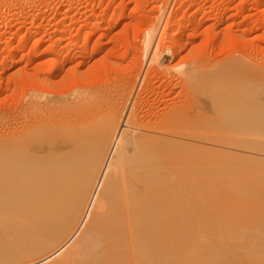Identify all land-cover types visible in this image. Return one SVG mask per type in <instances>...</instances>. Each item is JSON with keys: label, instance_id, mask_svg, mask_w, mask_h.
I'll use <instances>...</instances> for the list:
<instances>
[{"label": "bare ground", "instance_id": "1", "mask_svg": "<svg viewBox=\"0 0 264 264\" xmlns=\"http://www.w3.org/2000/svg\"><path fill=\"white\" fill-rule=\"evenodd\" d=\"M20 2L22 3L23 0H21ZM158 6L159 3L154 6V11L156 13L157 10H159L158 8H160ZM209 11L212 12L211 9ZM172 16L173 15L170 12V15L168 14V16L162 19L161 23L163 30L162 29L161 30L164 31L165 33L168 30V27L170 25L169 22L171 21ZM161 35H165V34L163 33ZM59 36L60 35H58L57 37L54 36V38H52L53 36L50 37L53 39L52 44L50 45V47L48 46L47 49L46 48H44V50L41 49L40 50L41 52H39L37 48H36V53L34 52L35 48H30L27 51L26 53L27 60L25 59L24 62L30 61L32 63L31 65L29 64L31 66L30 68L32 69L30 73H25L27 71H25L23 68L22 69L24 70V72L21 71L22 69H20L21 68L20 64L22 63L19 64L20 68L18 73L16 74L18 78H16L17 84L15 85L17 86L15 87H17V93L15 96H17L16 99H18L19 102H22V104L20 105V107L18 106L19 108L17 107L18 110L16 116L17 117L19 116L18 117L19 119L25 118L24 120H27V124H24L22 122L16 125L15 127V124L18 122V121L15 122L16 121L15 120L14 121L15 123L13 122L15 128L11 127L13 128L12 130H10L11 129L10 127L9 130L7 127L5 128L4 122H3L4 125L0 124V264H264V256L260 255L261 259L260 260L258 259V253H260L258 252L257 249L258 246H256L255 249H253L252 246L248 244L251 247V251H252L250 254H252L253 252H257V253H253L255 258L252 255L253 258L252 257L251 258L253 260H251V258L249 259L245 258L246 252L244 256L242 254V256L238 257L237 255L241 254L240 251L239 252L237 251L240 254L236 255L235 253L236 257L235 256L228 257L226 251L228 250V252H230L229 249H233V248L228 247L229 249H227V246L230 245L223 244L225 245L223 246L222 244H219L218 247L215 248L217 251L215 253L216 254L219 253V255L216 256L219 257L220 253H224L225 255L227 254L226 256L224 254H221V256L222 255L223 256L221 258L219 257L220 258L219 259L216 256L215 257L213 256L215 254L212 251L209 252V248L211 245H208L209 248L207 252L203 250L206 249V247L208 246L204 245V248L201 247L203 246V244H205V242L201 243L202 245L199 242V244L198 243L197 244L199 245L200 249L197 248L198 250H196L195 248H193V250L195 249V251H198L197 252L198 255L195 252L196 253L195 257H193V255L191 257L187 255L190 252L189 247H195L197 244H195V246H193V244L196 243V241L192 240L193 241L192 244L190 243L192 246L188 247L187 245L188 241H191V239L188 240L186 238L187 242H185L184 241L185 239L183 238L184 236H182L183 234L179 235L180 234L179 231H178L179 237H177V233L176 235L173 234V236L175 235L174 237H171L172 234L166 235V236H170L168 239L169 242L166 241L167 240L166 238L168 237L165 238L164 236L163 238H165V240H163L160 237V208H163L166 205L169 206L170 204H173L172 202L175 200L174 198H176V196H172V197L164 196L162 193H160L161 188L164 187L166 193L170 195H180L181 192L186 191L185 194L184 193L182 194L184 196H188L187 194H189V192L192 191L191 188L193 187L192 186L194 180L193 177H214L218 173L221 174V168L219 167H216L215 170H211V171L209 169L211 165L213 166V164L217 163L216 165H218V162H220L219 165L223 164L226 158H228L229 160L231 159V162H229V160L227 161L229 163L234 162L233 165L236 164L235 161L232 162V160L239 159V161L243 160L248 163L252 162L257 166H260L258 167L259 169H256V167H254L258 173H253L251 172L253 168L250 169L249 167L248 169L246 166L243 167V164L241 167L240 164L242 162L236 161L237 166L239 164L240 169L242 168L241 175L243 177H246L248 175L264 177V162H263L264 161L263 158L264 119L263 121L259 119L260 120V124H259L258 118L259 117L261 118V116H259L254 112L252 114L249 112L251 116H253L252 118H255L253 114L259 116L256 117L257 119H253L255 121L258 120L256 123L259 125V127L255 126L257 124L253 126L254 123H251L252 126L251 129H249L250 125L248 124L249 131L246 132L243 131L244 134H241V132H239V135L241 134L242 136L240 137L242 138H240L238 134H236L238 137L234 141H230V139H234V137L229 139V137H227L228 134L224 129V133L227 134V136L224 135L227 137L226 138L227 140L225 139V141H227L228 143V144L224 143L223 140L222 142L225 144L224 146L231 145L230 149L228 148L229 150H235L236 147L237 148L239 147V149H237L236 151H241L239 153V155L241 154L240 155L241 157L238 154L237 155L231 154L232 152L227 153L229 151H227L226 154H224L225 151H219V150L212 151L204 147H199L200 145L205 144L207 142L209 143L210 141L215 143L217 142V140H221V137H219L218 139V136L216 135L214 136L212 134V136L217 137V139L212 141L213 137H210L211 138L210 140V138L206 134L207 130H205L206 128H208L206 126L208 121L207 123L205 121L206 117L203 118L205 121L203 122L206 124L205 125L206 128L204 127L205 129L201 128L203 130L196 131L197 129L195 127V124H197L199 120H201L199 119L201 117V114L199 118H198L199 113L198 116L197 114H195V111L197 109L196 103L200 105L201 103L199 102L203 101L201 99H205L207 101L206 98L208 97V95H206L204 92L206 97L200 98V100L197 99L199 96L201 97V95L197 93V95L199 96L196 97L197 95L194 93V91L196 90L195 89L196 85L194 86L193 83L195 77L198 76L195 79V83H197L196 80L198 78L200 79L199 76L201 74L199 75L198 72H195L194 74L192 73L193 70H197L195 66L193 70L191 69L193 66H187V68L183 66L184 69L180 70L181 64L177 65V67L175 66L178 69H173V70L175 71L180 70L179 72L181 74L179 72H177V74L179 73L180 75L179 74L178 75L180 77L182 76L180 78V80L182 79V81L179 82L183 84L180 86H182L184 90L182 88H178V89L183 90L185 94V95L183 94V97L185 98L183 99L184 102H182V100L181 101L178 100V101H180L181 104L184 105L181 106V104L178 101L177 102L180 104L179 106L181 107L174 106L176 102L173 103L172 105V103H170L171 101H169L170 99L167 97L168 94L165 93L167 94L166 97L169 99L168 101L171 105L168 104V107L167 108L165 107L167 110L165 109V111H163L164 114L160 110L162 108L160 107L161 105L160 106L158 105L160 107L159 110L155 111L153 109L154 113H151L152 115L149 113L150 111L148 112V108L146 104H145L146 108L143 109V107H145L143 105L144 102L143 98H145L144 96L150 90V86H151L148 82L150 73H148V70L146 68L145 69L147 71L143 72L140 75L139 80L137 78L138 82L136 83V86L133 85V82L137 74L132 73L130 75L131 81L130 79H126L125 81L118 82L119 84H117L116 83L117 80H116L115 83L116 85L119 86H116V88H114L115 85L112 86V88L114 89L113 90L111 89V92L109 94L107 93H105V95L103 94V96L99 95V92L101 90V88L99 89V87L101 86L102 83H99V86H97L98 88L97 87L95 88L96 86L95 82L94 85L92 84L94 77L86 73H85L86 75L83 74L85 75V77H83V75L80 76V74H82L81 73L82 71H80V73L78 74L79 78H77V81L75 82L77 83L80 81L82 84L84 81L85 84L87 82V85L92 84L88 89L86 88L87 91L85 90L84 87L82 88L80 86L81 90L84 89L86 92L84 91L82 92L80 90L75 91V89H72L73 91L72 90L70 92L67 91L69 92L68 95H70V97L68 96L69 99L66 98L67 100L65 99L62 101L60 100L57 101L58 99L54 100V98L58 96L56 95V93H60V95H62L61 93L63 91L62 92L57 91L58 88H60L57 86L58 85L57 84L56 85V87H58L57 90H55L56 87L54 88L55 85L53 86L54 89L52 90L53 93L55 94L48 93L51 91L48 85L52 81L51 79L50 81L49 80L46 81L49 83L48 85H45L47 84L44 83L45 80L40 76H39L40 78L37 77L39 74L38 71L41 70L40 69L41 64L39 65V63L43 62V60L38 61L37 57H39L43 53L44 55L46 53L47 54L49 53L48 55L52 54L56 56L55 53L59 52L57 51L59 48V39H58ZM144 38L146 37L144 36ZM19 43L21 42L19 41ZM139 44L140 47L143 46L144 44L142 43L141 37H139ZM156 51L157 52H152L151 55L153 53L154 54L157 53L158 55L160 54L158 53V49ZM161 51L163 52L161 53V55L167 52V50H165L164 48ZM61 53L63 54L64 52ZM154 54L152 55L154 57L151 56V58L147 57L145 60L143 59L144 62L146 63L148 61L150 62L151 65L148 68L152 72H154L155 67L157 68V66L160 65L159 57L156 58ZM165 58L163 57V59ZM36 59L38 62L36 61ZM163 59H161V61H164ZM51 60H54L53 62L55 63L54 57ZM51 60L48 59L44 60V62H46L47 64L46 65L44 63L45 64L44 67H46L44 71L42 70L44 73H48L52 65L54 64ZM61 60L60 62L62 63L63 60L62 61ZM263 61H264V57H263ZM64 62H66V60ZM72 62L73 61H71V64ZM235 62H233V64ZM242 63L244 65V62ZM246 64L247 63H245V65ZM38 65H39V70L37 71L36 69H38L37 67ZM153 65H155V67H153ZM243 65L241 64L242 67ZM103 66H105V64ZM30 68L28 69V72L30 71ZM53 68L55 67L53 66ZM66 70L68 71V69ZM84 70L85 69L83 68V71ZM222 70H224V72H227L225 71V69ZM36 71L38 74L36 73ZM99 71L96 70V72L98 73ZM242 71H238L239 73L236 71L237 72L236 73V72H232L231 70V72L233 73V75L232 73L230 74L231 76L227 74L228 72L225 74L228 75L230 78L232 76L234 77V73L236 75L240 74L238 75L240 77L238 79H240V81L243 82L242 84H246L245 86L247 87L244 86L245 89L248 88L246 90L249 89L252 90V88L248 87L251 84L255 86L257 83L258 84L261 83L257 78L256 74L248 73L249 71L248 72L245 71L242 72ZM224 72L223 75H225ZM98 73L96 74L97 80L100 79V78L98 79L99 77ZM113 73L114 72L111 71V74ZM219 73L221 72L219 71L218 74ZM75 74L77 75V73ZM87 75L89 77H86ZM213 75H217V73ZM104 76L107 77V75ZM70 77L66 78V80L67 79L68 80L67 83H64V85L67 84V86H69L70 82H73L71 81ZM236 77L237 76H235V78ZM41 78L44 80V82ZM56 79L57 77L55 78V81L58 82V80ZM219 79L217 78L216 80ZM199 81L198 84H200ZM211 81L213 82V80ZM220 81L222 82V80ZM210 82L209 84L208 83L207 84L210 85L211 84ZM218 82L216 81L214 83L218 85L219 84ZM223 83L222 85H224ZM238 83L239 82L237 81V84ZM167 85H165L166 89H167ZM211 85L210 87H212ZM45 86H47L49 89H47ZM133 86L135 88L134 90L132 88ZM184 86L186 87V90ZM239 86L240 85H237V87ZM65 87L66 86H64V88ZM172 87H174V85ZM40 88H44V90L42 89L43 90L42 91L40 90ZM169 88L171 89V87ZM241 88L242 91L243 86ZM255 88H253V90H258V88H260V85L259 87L256 86ZM166 89H164V91H169V89L167 90ZM198 89H200L201 91V87H199ZM208 89L209 88H207L206 91ZM211 89L212 88H210L209 92L216 91L214 90V88L213 90ZM59 90L61 91L63 89L60 88ZM237 90H236V94L238 92ZM52 91L50 93H52ZM231 91L228 90V92H230L229 93L230 96L227 97L228 96L227 95L225 98L230 99L231 97L230 100H234L235 97L233 96L234 97L233 98L231 96ZM250 92L252 93V91ZM258 92L257 93L254 92V94L252 93V95L249 94L247 95L246 91L244 92L245 93V95H243L244 100H242L243 98L240 100L241 103L245 101L242 103L244 105L243 106L244 108H245V104L247 105V102H249L248 105H250V101H252L251 99H253L255 102L258 101V103L259 101L264 102V88L263 90L260 91L258 90ZM199 93L202 94L203 91ZM211 93H209V96L211 95ZM233 93L234 92H232V95ZM238 93H240V91ZM244 93L242 92V94ZM52 95L55 96V97L53 96V99H52ZM60 95L58 97H61ZM213 95H215V93ZM237 95L239 97V94ZM160 96L162 97V95H159V97ZM71 99L74 100L73 101L74 103L72 102ZM239 99L237 98L235 101H238ZM159 100L161 101V99ZM216 100H214V102H216ZM222 100L223 99H221V102ZM153 101L155 102V100ZM235 101L231 103H234ZM154 102H150V103L154 105ZM223 102L224 103L226 102L225 105L227 107L228 100L227 101L225 100ZM253 102L251 104L255 106V103ZM236 103L237 104H234L233 106L232 109L233 112L230 109L231 106H229V109L232 113H228L226 111L227 118L229 117L228 114L230 115L232 114V117L235 115L234 118L235 119L237 118L236 117L237 113L233 115L234 111L237 112L236 108L234 107L235 105L237 106L239 102ZM241 103L240 105L242 106ZM259 104H257L258 107L261 106L260 109H263L264 108V107L262 108L263 103L260 106ZM175 105H177V103ZM205 106L208 108L209 105H205ZM237 107L240 106L238 105ZM243 107L240 108L243 109ZM251 107L249 108L248 106V110L252 112ZM209 109L210 108H208L207 110ZM257 109L255 108V111ZM62 110L69 116V118L71 117V119L73 120V122L71 123L65 122L69 126L67 124H66L67 126H61L62 122H60L61 123L60 125L59 121L57 120L58 118L57 116L59 115V113H61ZM197 111H199V109ZM245 112H242L241 116H245V118L247 119L248 115L246 114L243 115V113ZM261 113L262 111L259 114ZM55 115H57L56 116L57 118H53ZM195 115L197 116V120L199 119L198 122H194L196 121L194 120ZM234 118L230 119V122L232 124L230 123L228 128H232L230 127L231 125L235 126L236 122H240V121L242 122V120L233 122ZM66 119H68V117ZM249 119H247V121H249ZM223 120H225V122L227 121L226 119ZM251 120L252 119H250V121ZM64 121L65 120H63V122ZM180 122L185 127L184 131H182L183 128L180 126L182 129V130L180 129L181 133L178 132V129L180 128L178 125L180 124ZM225 122H224V126L222 127V130L224 127H227L225 126ZM227 123L228 122H226V125ZM209 124L208 126L211 127ZM237 124L239 125V123ZM59 125L63 128L61 129L58 128L57 126ZM216 125L213 126L217 127V131H218L219 127ZM245 125L243 124V126ZM54 127L56 129L58 128V130H54L55 129ZM236 127L237 126H235V128ZM237 129L235 130L231 129V132L233 131L237 132ZM245 130H247V127ZM231 132L229 131L230 135ZM232 134L235 133L233 132ZM244 135L246 136L243 137ZM232 136L233 135H231V137ZM258 136H262L263 139ZM195 140L197 141L199 140L201 144L197 142L199 145H196L197 143ZM233 146L235 147V149ZM242 149H244V151L246 150L248 153L253 152L258 154L260 153L259 155L262 154V157L260 156L261 157L260 159L262 160L257 158L256 155L253 156L254 157L253 159L252 153L250 154L251 155L250 158V156L247 155L248 153L246 154L245 152H243ZM217 151L221 153L219 154L217 153ZM244 153L246 154L245 155L246 157L243 158L242 155L244 156ZM247 156H249V158H247ZM212 157L213 158L216 157L219 160H216V158L213 160ZM211 158L214 162H212ZM245 162L244 165H248V166L253 165L252 163L246 164ZM253 171L255 172V170ZM174 231L175 230H173V232ZM170 238H172L173 241L174 239L177 240L178 238L176 245H179L181 243V242L178 243L179 239H181L183 243V244L181 243L182 245L181 250H183V248L185 249V247H183L184 244L187 245L185 251L180 253L179 251H177L178 249L177 250L175 249L177 251L176 252L174 251L173 248L175 254L173 252H170V250L172 249L170 247L172 246V244L176 243V241L172 243V240ZM221 246H223L224 248L226 247L225 250ZM163 247H165L166 249ZM220 247L224 250V252ZM211 248L213 249L214 247ZM164 249L165 251L163 252L166 251L170 252L168 253L170 254V256L172 255L171 259L167 252L166 253L168 258L167 256H165L166 253L162 252V250ZM219 250H221L222 252H220ZM178 252L179 255H181L182 253L184 255V253L188 252L186 254L187 257L185 256L183 257V255H181L182 257L179 256L177 254ZM200 252L202 255H204L205 253L208 255L211 252L213 254L212 256L211 254L208 256L204 255L206 257L205 258L202 257L201 254H200L201 257H199ZM232 252L234 253L235 250L233 251L231 250L230 253ZM230 253L229 255H231ZM163 254L166 258L162 256ZM248 254L247 257H249ZM173 256L176 258V260L174 259Z\"/></svg>", "mask_w": 264, "mask_h": 264}, {"label": "rangeland", "instance_id": "2", "mask_svg": "<svg viewBox=\"0 0 264 264\" xmlns=\"http://www.w3.org/2000/svg\"><path fill=\"white\" fill-rule=\"evenodd\" d=\"M20 1H18V0H0V69H1L0 70V121L2 119V121H1L2 123L0 122V124L1 125L5 124V128L7 127L8 130L11 127L15 128L16 125H18L22 122L24 124H27V120H24L25 118L19 119L18 118L19 116L18 117L16 116L17 110L20 107V105L22 104V102H19L18 99H16L17 96H15L17 93V87H15L17 85H15V84H17L16 78H18L16 74L19 71L20 65H21L20 69L23 68L25 71H27L25 73H30L32 71V69L30 68L31 67L30 65L32 63L30 61H27L28 63L24 62L25 59L27 60V57H26L27 51L30 48H35L34 52L36 53V48L39 52H41L40 51L41 49H43V50H44V48L47 49V47L48 46L50 47V45L53 42L52 38H54V36L57 37L58 35H60L58 37L59 48L57 50L59 52L55 53L56 56H54L52 54H50L51 55L50 56V55H48L49 53L48 54L46 53L47 55L46 54L44 55V53H43L42 55L37 57L38 61L43 60V62L39 63V65L41 64L40 65L41 70H39V65L37 66L38 69H36L37 71L39 70L38 71L39 74L36 71V73L38 74V76H37V74H36V76L42 77L45 80V82H44V80L41 78L43 80V82L47 83L45 85H48L49 82H46V81H48V80L50 81V79L52 82L54 81L53 82L54 84L52 82H50L48 85L51 91L56 87L57 84H58L57 85L58 87L63 89L60 91L59 90L60 88H58V87L55 88V90H57V88H58L57 91H59V92L63 91V92L61 93L62 95H60V93H56V95H58V96L60 95L62 97V99H61V97L56 96V98H54V100L58 99L57 101H59V100L62 101V100H65L66 98L69 99L70 95H68V94L72 89H75V91L80 90L82 92L83 91L86 92L87 89L90 87V85H92V84L94 85V82L96 85L95 88L97 86H99V83H102L101 86L99 87V89L101 88V90H103L104 92L100 90L101 93L99 92V95L103 96V94L105 95V93L109 94L111 92V89L113 90L114 88H116V86H119V85H116V83L119 84L118 82H122V81H125L126 79H130V75L132 73L137 74L135 76V79L133 82V85L136 86V83L138 82L140 75L143 72L148 70V73H150L148 82L151 86H150V90L144 96L145 98H143V100H144L143 105L145 106V104H146V106L148 108V112L150 111L149 112L150 114L154 113V110L155 111L159 110V108L162 107L160 110L164 114L163 111H165V109L168 107V104L172 103V105H173V103L176 102L177 105H175L176 104L175 103L174 106H179L181 104V102H180L181 100H182V102H184L183 101V99L185 98V97H183V94H184L183 90L184 89L182 88V86H180V85H183L182 83H180L182 81V79L180 80V78L182 76L181 77L179 76L181 74L179 71L181 69H184L183 66H185V68H187V66H193L192 68L191 67H189V68H191L193 70V68L196 67L197 70H193L192 73L194 74L195 72H198L199 75L201 74L199 77L202 80L201 81L198 78L196 80L197 83H195V79L198 76L195 77V79H194L195 84L193 83V85L194 86L196 85L195 86L196 90L193 89V90H195L194 93L196 95H197V93L199 95H201V97L199 95L196 96V97L199 96L197 98L198 100H200V98L206 97L205 94L208 95V97L206 99L209 102L208 103L205 99H201L203 101H200V102L198 101L199 103H201L200 105H198V103L195 102L197 104L196 105L197 106L196 111L198 109H199V111H201V112L195 111V114H197V116H198V113H199L198 118L200 117V114L202 117V118L201 117L199 118L202 121L198 119L199 120V122H198L197 116L195 115L194 120H196V121H194V122H198L197 124H195V127L197 129L196 131L203 130L207 126L208 128L205 129V130H207L206 134L208 135L209 138L213 137L212 141L217 139V137H214L215 135L218 136V139H219V137H221V140H217V142H215V143L211 142L210 141L211 138H210V140H208V141H210L209 142L210 144L207 142V143H205L206 146H205V144H202L199 147H204V148L210 149L212 151H216V150L225 151L224 154H226V152L229 151L227 153L232 152L231 154H234V155L238 154L239 155V153L241 151H236L237 149H239V147L238 148L236 147V149H235V147L233 146L235 150H229L231 145L230 146L229 145L224 146L225 145L224 143H227V141H225V139L227 137H229V139L234 137V139H230V141H234L238 136L239 137L242 136L241 134H244V132L249 131V129H251V126H252L251 123H254L253 124V126H254L255 124H257L256 122L259 119L261 121H263V119H264V115H263V113H264L263 112L264 111V108H263L264 102L263 101H261L263 103V106H262L263 109H260L261 108L260 105L262 104L260 101H259V103H261V104H259L258 101L255 102L253 99H251L252 101H250V105L252 107L250 105H248L249 102L246 101L247 105L245 104V108L243 107L244 105L242 104L245 101H243L242 103L240 102V100L242 98H243L242 100H244L243 95H245V93H244L245 91H246L247 95L248 94L252 95V93L253 94H254V92L257 93L258 90L260 91V90H263V88H264L263 87V85H264V71H263L264 70V61H263V57H264L263 56L264 55V52H263L264 51V0H184V1L183 0H25L24 1L23 0L22 3ZM71 3H72V5H71ZM158 3H159L158 7H160V8H158L159 10H157V13H156L154 11V6L157 5ZM210 9L212 10V12L209 11ZM173 10H175V11H173ZM170 12L173 16H172L171 21L169 22L170 25L168 27V30L165 33L164 31H162L163 27H162L161 22H162V19L164 17L168 16V14L170 15ZM63 25H65V26H63ZM211 31H212V33H211ZM48 33L51 35H49ZM163 33L165 35H161ZM144 36L146 38H144ZM50 37H52V38H50ZM139 37L142 38V43H144L143 46L145 45L144 47L143 46L140 47ZM161 37H162V39H161ZM44 38H45V40H44ZM21 39H23V40H21ZM19 41L21 43H19ZM36 42L39 44H37ZM72 42H73V44H72ZM172 42L173 43L175 42V43L173 44ZM32 44H33V46H32ZM35 44H36V46H35ZM90 46H91V48H90ZM92 46H93V48H92ZM175 46H177V47H175ZM18 47L20 50L18 49ZM41 47H43V48H41ZM160 48H162V49L164 48L165 50H167V52H166L167 55L165 53V54H162L163 55L162 56L161 53H163V52L161 51L162 49H160ZM157 49H158V53H160V54L159 55L157 53H155V54L153 53V54L155 55L156 58L159 57L160 65H158L157 68L155 67V65H153V67H155V69H154V72H152L148 68L151 65L150 62L148 61L146 63V62H144V60L147 57L151 58V56L153 55V54L151 55V53L157 52L156 51ZM69 50H70V52H69ZM170 50H172V51H170ZM60 51L64 52V53L62 54ZM87 52L88 53L90 52V53L88 54ZM58 54L61 56V58ZM90 54H92V55H90ZM57 55H58V58H57ZM76 55L78 56V58ZM148 55H150V56H148ZM47 57H49L51 59H53V57H54L55 63L53 62L54 60H51ZM152 57H154V56H152ZM163 57L164 58L167 57V58L163 59ZM100 58H103L104 60L100 59ZM160 58L163 59L164 61H161ZM37 59H36V61H37ZM45 59L51 60L54 63L48 73L43 72L46 68V67H44V65L46 64V62H44ZM95 59H97V60H95ZM22 60H23V62H22ZM60 60L62 61V63L60 62ZM65 60H66V62H64ZM229 60H230V62H229ZM244 60H246V61H244ZM71 61H73L74 63L72 62V64H71ZM100 62H102V63H100ZM161 62H162V64H161ZM233 62H235V63L233 64ZM242 62H244V65ZM20 63H22V64H20ZM75 63H76V65H75ZM103 63L105 64V66H103L104 65ZM184 63H185V65H184ZM245 63H247L248 66H247V64L245 65ZM180 64H181L182 68L180 67L179 71L173 70V69H178L176 67H177V65H180ZM241 64L243 65V67L241 66ZM55 65H57V66H55ZM59 65H60V68H59ZM53 66L55 68H53ZM100 66H101V68H100ZM56 67H58V68H56ZM249 67L252 69H250ZM29 68H30V71L28 72ZM83 68L85 69L84 70L85 72L83 71ZM115 68H117V69H115ZM189 68H188V70H189ZM23 69L21 71L24 72ZM56 69H57V71H56ZM66 69H68V71ZM191 69H190V71H191ZM222 69H225V71H227L228 73L224 72V70H222ZM242 69H243V71H242ZM75 70H76V72H75ZM96 70H98V71L100 70L102 72V74L100 71H99V73L96 72ZM231 70H232V72H236V71L237 72L238 71L248 72L249 71L248 73L256 74L257 78L259 79V81L261 83H259V84L257 83L256 85L254 84L255 86H253L252 84L249 85L248 87L252 88V90L249 89L250 91H252V93H251L249 90H246L248 88H246V89L244 88V86L246 84H242L243 82H241L240 79H238V78H240L238 76L240 74L236 75L234 73V77L233 76L231 77L232 79L229 77V76H231L230 74L232 73ZM80 71H82L81 72L82 74H80V76H82L83 74L86 73V74L94 77L92 84L88 83L89 85H87V82L85 84L84 81L82 84L80 81L77 83L75 82V81H77V78H79L78 74L80 73ZM111 71L114 73L111 74ZM219 71L221 72V73H219L220 75L218 74ZM95 72H96V74L98 73V76H99L98 79L100 78L99 79L100 82H99V80H97V75L95 74ZM177 72H179L180 74L178 73L179 74L178 75ZM223 72H224V74L225 73L229 74V76L226 74L223 75ZM75 73H77V75ZM216 73H217V75H213ZM123 74L126 76H124ZM85 75H83V77H85ZM88 75L86 77H89ZM104 75H107V77ZM204 75H206V76H204ZM232 75H233V73H232ZM215 76H217V77H215ZM235 76H237V77L235 78ZM56 77H57L56 80H58V82L55 81ZM68 77H70L71 81H73V82H70L69 86H67V84L64 85V83H67L68 79L66 80V78H68ZM202 77L204 80L202 79ZM208 77L209 78L211 77V78L209 79ZM103 78H105V79H103ZM137 78H138V80H137ZM217 78L218 79L220 78V79L216 80ZM221 78H223V79H221ZM116 80H117V82H116ZM209 80L210 81L213 80V82L212 81L210 82ZM220 80H222V82ZM233 80H236V81H233ZM59 81H60L61 85L59 84ZM130 81H131V79H130ZM198 81L200 82V84H198ZM216 81L217 82L220 81L218 83L221 85H219V84L216 85V83H214ZM229 81H231V82H229ZM237 81L239 83H241L242 85L239 83L237 84ZM202 82H204L205 85L207 83L209 84V82H210L212 84V85L210 84L212 87H210V85H208V84L205 86L204 83H202ZM223 82H226V83H223ZM232 82H234V83H232ZM235 82H236V84H235ZM108 83L109 84L111 83L110 86ZM222 83L224 85H222ZM244 83H246V82H244ZM114 85H115V87L112 88V86H114ZM165 85H167V89H169V91H164V89H166ZM173 85H174V87H172ZM237 85H240L239 86L240 88L237 87ZM259 85H260V88H258V90H253V88H255L256 86L259 87ZM53 86H54V88H53ZM64 86H66L65 88H67V89H65ZM80 86L82 88L84 87L86 91L84 89L81 90ZM134 86L132 87L133 90L135 89ZM177 86H179V87H177ZM242 86H243V90L241 91ZM45 87L47 89H49L47 86H45ZM51 87H52V89H51ZM76 87H78L79 89ZM109 87H111V88H109ZM169 87H171V89ZM197 87L198 88L201 87V91ZM245 87H247V86H245ZM178 88H182L183 90L178 89ZM184 88L186 90L185 86H184ZM203 88H204V90H203ZM207 88H209V89L206 91ZM210 88H212L211 90H213V88H214V90H216L214 92L211 91L213 94L215 93V95H213L211 92H209ZM42 89L44 90V88H40V90H42ZM47 89H46V91H47ZM255 89H257V88H255ZM181 90H182V92H181ZM228 90H230V91L234 90V91H231V96L235 97V98L233 97L234 100H230L231 97H230V99L225 98L227 95H228L227 97L230 96V94H229L230 92H228ZM236 90L238 92L240 91V93L237 92V94H239V97L236 94ZM46 91H44V92H46ZM67 91H69V92H67ZM163 91H164V93H163ZM202 91H203L202 94L199 93ZM50 92H48V93L49 94H55V93H53V91H52V93H50ZM169 92H171V93H169ZM204 92H205V94H204ZM227 92H228V94H227ZM232 92H234L233 95H232ZM242 92L244 94H242ZM165 93H167L168 96ZM209 93H211V95H212V96L210 95L211 97L209 96ZM216 93H217V95H216ZM66 94H67V96H66ZM159 95H162V97L161 96L159 97ZM202 95H203V97H202ZM240 95H241V97H240ZM53 96L54 95H52V99H53ZM155 96H157V97H155ZM236 97L238 99L239 98L240 99L238 101H235L237 99ZM210 98H212V99L214 98V99L212 100ZM159 99H161V101ZM221 99H223L222 102H221ZM14 100L15 101L17 100L16 101L17 103ZM71 100H72V102L74 101L73 99H71ZM153 100H155V102ZM168 100L171 102L169 103ZM178 100H180V101H178ZM214 100H216V102L217 101L218 102L216 103V102H214ZM225 100L226 101L228 100V102H230V103L227 102L228 109L225 105L226 102L225 103L223 102ZM8 101H10V102H8ZM210 101H211V103H210ZM233 101H235V102L231 103ZM150 102H154V105ZM212 102H214V103H212ZM236 102H239L238 105L240 107H243V109L240 107H237L238 105L237 106L235 105L234 108H236L237 112L234 111L233 115L235 113H237V115H236L237 120L234 118L235 115L232 117V114L231 115L228 114L230 117V118L228 117L229 118V121H228L226 111L228 113H232L233 112L232 109H233L234 104H237ZM252 102L255 103V106H253L251 104ZM240 103L242 104V106L240 105ZM210 104H212L214 106H212ZM257 104H259L260 107H258ZM158 105L159 106L161 105V106L159 107ZM183 105L184 104H181V106H183ZM205 105H209L208 108H210V109L207 110L208 108ZM256 105H257V107H256ZM146 106L143 107V109H145ZM181 106H179V107H181ZM229 106H231L230 109L232 112L230 111ZM248 106H249V108L250 107L252 108V112L248 110ZM204 107H205V109H204ZM221 107H222V109H221ZM246 107H247V110H246ZM255 108L256 109L258 108L256 110L257 112L255 111ZM170 109H171V106H170ZM200 109H202V110L204 109V110L202 111ZM240 109H242L243 111ZM238 111L240 113V116H239ZM241 111L242 112L247 111V112L243 113V115L244 114L248 115V117L246 116L247 119L250 118L252 120L250 121V119H249V121H247L245 116H241L242 115ZM259 111L260 112L262 111V113H261L262 115L259 114L260 113ZM62 112H64V111L62 110L58 116L55 115L53 118L58 117L57 120L59 121V123L62 122V125H61V123H60V125L61 126H67L68 125L67 123H71V122H73V120L71 119V117L69 118V116L65 112L64 113H62ZM249 112L251 114L253 112L258 114L259 116H261L262 119L258 115H255V114H253L255 118H252L253 116H251V114ZM64 114H65V116H64ZM193 114H194V112H193ZM66 116L68 117V119H66L67 118ZM205 117H206V120H205L206 123L208 121L207 125L204 123L205 121L203 118H205ZM242 117L246 120H244ZM256 117H259L258 120L257 121L253 120V119H257ZM231 118L232 119L234 118L235 121L233 120V122L242 120V122L240 121L241 123L236 122V124L237 123H239V125L241 124L242 127H241V125L239 126L238 124L237 125L235 124V126H237L238 129H237V127L235 128L234 125L230 126L232 128H228V126L231 123L230 122ZM223 119L227 120L226 121V122H228L227 125H226L225 120H223ZM19 120H20V122H19ZM63 120H65V121L63 122ZM67 120L68 121L71 120V121L68 122ZM260 120L258 121L259 124H260ZM14 121L19 122V123L17 122L15 124V127H14V123H15ZM246 121L250 122V123H247ZM3 122H4V124H3ZM65 122H67V123H65ZM200 122H201V125H200ZM224 122H225V126H227V127H224L222 130V127L224 126ZM218 123H219V125H218ZM12 124H13V126H12ZM208 124L211 127H209ZM243 124L244 125L246 124V125L243 126ZM248 124L250 125V127ZM213 125L214 126L216 125L219 127L218 131H217V127H214ZM59 126H57V127L60 129L63 128V127H61V126L59 127ZM178 126L179 127L181 126L183 128V130H182L181 127L180 128L178 127L179 128L178 132H180V129L182 131H184L185 127L181 124V122ZM255 126L259 127L258 124ZM243 127H244V129H243ZM246 127H247V130H245ZM248 127H249V129H248ZM13 128H11L10 130H12ZM58 128L57 129L55 128L54 130H58ZM201 128H203V129H201ZM263 128H264V126H263ZM208 129L210 130V132ZM224 129L226 130V133L228 134V136H227V134L224 133ZM231 129H234V130L237 129V132L233 131L235 134H232L233 132H231ZM228 130L231 132V135H233L232 137H231ZM2 132H4V131H2ZM239 132H241L240 135H239ZM209 133H211V134H209ZM212 134L214 136H212ZM236 134H238V136ZM224 135H226L227 137ZM223 136H224V138H223ZM245 136L246 135H244L243 137H245ZM258 137L263 139L262 136H258ZM240 138H242V137H240ZM223 140H224V143L222 142ZM195 141H196V143L198 142L199 144H201V142L199 140L198 141L195 140ZM219 142H221V143H219ZM198 143L196 145H199ZM220 145H223V146H220ZM207 146H210V147H207ZM227 146H229V147H227ZM223 147H225V148H223ZM242 150L246 154L248 153L246 150L245 151H244V149H242ZM219 151H217V153L220 154L221 152H219ZM245 153H244V156L242 155L243 158L246 157ZM251 153L253 154L252 157L254 155H256L257 158H259V159L262 157V154L259 155L260 153L258 154V153L249 152L247 155H249L250 158H251V155H250ZM222 154H223V152H222ZM249 156H247V158H249ZM212 158H211V160H212ZM215 158H213V160ZM263 158H264V156H263ZM253 159H254V157H253ZM213 160H212V162H214ZM216 160H219V159L216 158ZM227 160H229V159L226 158L224 163L220 164V165H219L220 162H218V165H216L217 163L213 164V166L211 165V167L209 169L211 171V170H215L216 167H219V168H221V174L218 173L214 177H193L194 178L193 185H192L193 187L191 186L193 189L191 188L192 191L189 192V194L186 193L188 196H184L182 194V193L185 194L186 191L181 192L182 195L181 194L180 195H170V194L166 193L164 187L161 188L160 193H162L164 196H166V197L176 196V198H174L175 200L172 202L173 204H170L171 206L170 205L169 206L163 205L164 207L160 208V237L163 240H165V238L168 237V238H166L167 239L166 241L169 242L168 239L170 236H166L167 234H170V235L172 234L171 237H174L176 235V233H177V237H179V235L183 234L182 236H184L183 238L185 240L183 238L182 239L185 242H187V239L188 240L191 239V241H188V244L186 243L188 245V247L192 246L191 244L193 241H196V243H194L193 246H195V244H197V243L199 244V242H200V244L205 242V244H203V246H201L202 244L200 246L204 248V245L205 246L211 245L210 248L208 246L203 251L208 252V248H209V252L212 251L215 254V255H213L214 257L216 255H219V253L218 254L215 253V252H217L215 248L218 247L219 244H222V245L228 244L230 246H227V249H229L231 247L233 248V249H229L230 252H231V250L232 251L235 250L234 253L233 252L230 253L226 249L227 250L226 253L228 254V255L227 254L226 255L228 257L229 256H231V257L235 256L236 257L237 254H240V253H238L240 251L241 254L237 255L238 257L242 256V254L244 256V254L246 252L245 258L249 259L252 257V255L254 257L253 253H257V252H253L252 254H250L252 252L251 247L248 245V244H250L253 249H255L256 246L259 247V248L257 247V249H258V252H260V253H258V259L260 260L261 259L260 255L264 256V177H257V176H252V175H248L246 177H243L241 175L242 168L240 169V165L242 167V164H243V167L246 166L248 169H249V167H250V169L253 168V170H255V172L253 170H251V172H253V173H258L256 171V169H259L258 167H260V166H257L256 164H253L252 162H250V163L245 162L243 160H240L242 163L240 165L238 164V166H237L236 161H239V159L238 160L237 159L232 160V162L235 161L236 165H233L234 162L229 163V162H231V159L229 160V162ZM260 160H262V159H260ZM215 162H217V161H215ZM244 162L246 164L252 163L253 165H250V166L244 165ZM254 167H256V169ZM189 191H190V189H189ZM173 230H175L176 232L175 231L173 232ZM178 231L180 234L178 233ZM173 234H175V235L173 236ZM164 236H165V238H163ZM170 239L172 240V243L176 241V243L172 244L173 247L172 246L170 247V248H172L170 250V252H173L175 254L174 251H176L177 249H178L177 251H179L180 253L185 251L187 245L184 244L183 247H185V249L183 248V250H181L182 249V245H181L182 240L181 239H179L178 243L181 242L179 245H176L178 238H177V240L174 239V241L172 238H170ZM171 240H170V242H171ZM197 245L195 247H189L190 252L188 251L189 253L186 252V253H184V255H183V253L181 255H183V257L184 256L187 257V255L191 256V257L193 255V257H195L196 253L198 252V251H195V249L196 250H198L197 248L200 249L199 245L198 246ZM223 246H225V245H223ZM223 246H221V247L224 248ZM211 247H214V248L212 249ZM163 248H165V247H163ZM173 248H174V251H173ZM193 248H195V249L193 250ZM225 248H224V250H225ZM161 249H162V247H161ZM165 249L162 250V252L165 251ZM239 249H241V250H239ZM224 250H223V252H224ZM219 251L222 252L221 250H219ZM166 252H163V253H166ZM179 252L177 253L178 255H179ZM201 252L199 253V255L201 254ZM212 252L210 253L211 256L213 254ZM167 253L165 254V256H167ZM229 253L231 255H229ZM235 253H236V255H235ZM160 254H161V252H160ZM210 254H208V255H210ZM221 254H224V253H220V256H219L220 258L223 256V255L221 256ZM247 254L249 257H247ZM181 255H179V256H181ZM197 255H198V253H197ZM201 255L199 257H201ZM204 255H207V254L205 253ZM204 255H202V257H205ZM162 256H164V254ZM171 256L169 254L170 259H171ZM255 256H256V254H255ZM164 257H163V259H164ZM175 257H176V255H175ZM175 257H174V259L176 260ZM216 257L219 258L218 256H216ZM167 258H168V256H167ZM252 258H251V260H253Z\"/></svg>", "mask_w": 264, "mask_h": 264}]
</instances>
